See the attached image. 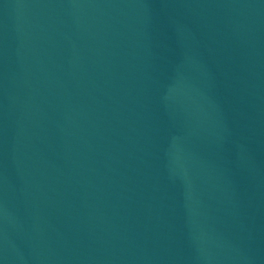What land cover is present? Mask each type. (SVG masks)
<instances>
[{"label": "water", "instance_id": "95a60500", "mask_svg": "<svg viewBox=\"0 0 264 264\" xmlns=\"http://www.w3.org/2000/svg\"><path fill=\"white\" fill-rule=\"evenodd\" d=\"M0 264H264L256 0H0Z\"/></svg>", "mask_w": 264, "mask_h": 264}]
</instances>
